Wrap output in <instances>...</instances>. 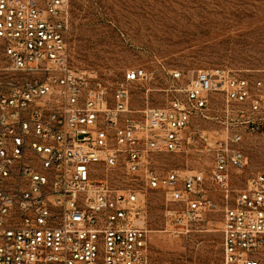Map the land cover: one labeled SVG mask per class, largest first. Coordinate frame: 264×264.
I'll use <instances>...</instances> for the list:
<instances>
[{
    "label": "built area",
    "instance_id": "2783aa9c",
    "mask_svg": "<svg viewBox=\"0 0 264 264\" xmlns=\"http://www.w3.org/2000/svg\"><path fill=\"white\" fill-rule=\"evenodd\" d=\"M69 25V0H0V264H181L151 256L146 189L179 203L165 229L177 236L219 207L207 182L226 197L223 264H264V170L228 198L231 170L246 162L235 145L242 133L214 140L209 175L150 163L152 153L184 149L196 134L209 143L189 126L217 92L247 103L244 123L261 128L264 75L200 68L186 85H172L167 105L137 109L129 83L149 71L131 67L111 87L74 66ZM117 164L141 186L113 187L99 175Z\"/></svg>",
    "mask_w": 264,
    "mask_h": 264
},
{
    "label": "rangeland",
    "instance_id": "374dc122",
    "mask_svg": "<svg viewBox=\"0 0 264 264\" xmlns=\"http://www.w3.org/2000/svg\"><path fill=\"white\" fill-rule=\"evenodd\" d=\"M69 47L74 66L84 69L113 87L125 81L127 69L145 67L150 78L129 83L134 108L165 106L176 93L172 85L184 86L193 71L224 68L251 79L264 75V0H69ZM4 65L0 50V66ZM184 76L174 81L171 72ZM239 104L215 93L206 114L195 115L189 129L204 130L209 143L196 134L179 151L154 152L151 165L160 171L178 169L209 175L215 159V139L242 133L235 143L246 154L242 168L230 173L231 201L248 178L264 170V119L259 129L244 123ZM141 112H137L140 114ZM100 176L117 188L141 186L122 164L107 167ZM207 194L219 202L186 233L173 236L165 229L168 201L160 189H146L147 226L154 259L181 264H223L224 193L207 182Z\"/></svg>",
    "mask_w": 264,
    "mask_h": 264
}]
</instances>
